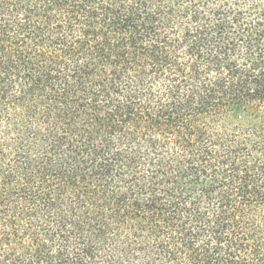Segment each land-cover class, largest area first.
<instances>
[{
  "label": "trees",
  "instance_id": "16d2710c",
  "mask_svg": "<svg viewBox=\"0 0 264 264\" xmlns=\"http://www.w3.org/2000/svg\"><path fill=\"white\" fill-rule=\"evenodd\" d=\"M0 264H264V0H0Z\"/></svg>",
  "mask_w": 264,
  "mask_h": 264
}]
</instances>
